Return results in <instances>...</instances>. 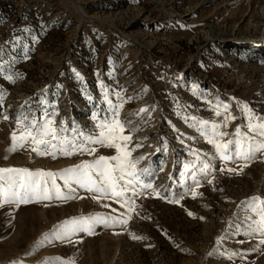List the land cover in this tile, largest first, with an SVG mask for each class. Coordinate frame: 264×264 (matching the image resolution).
<instances>
[{
	"label": "rangeland",
	"instance_id": "obj_1",
	"mask_svg": "<svg viewBox=\"0 0 264 264\" xmlns=\"http://www.w3.org/2000/svg\"><path fill=\"white\" fill-rule=\"evenodd\" d=\"M72 1L78 8L70 0H0V63L5 65L0 167L55 172L114 155V149L99 146H93V155L56 158L36 155L30 144L8 151L22 114L39 121L48 111L57 128L63 122L69 130L65 135L73 128L96 134L97 123L110 116L102 102L106 89L113 104L123 105L119 118L125 134L138 128L129 148L141 146L132 158L144 157L137 168L151 169L150 182L160 196L149 190L135 198L137 207L126 226L99 225L94 234L79 233L71 242L43 238L73 217L118 216L124 209L79 188L69 200L4 205L0 264H264L259 243L264 237L243 235L249 213L242 203L264 198V154L238 173L220 168L239 169L243 161L216 159L213 183L202 179L199 188L189 175L180 178L183 164L194 159L191 150L214 153L190 126L193 121L183 117L221 123L224 115L216 116L215 105L228 104L235 119L221 129L229 134L224 140L232 139L238 126L248 131L237 102L264 117V48L242 42L264 43V0ZM9 75L14 82L5 78ZM142 108L147 111L137 114ZM57 183L66 193L63 182ZM237 226L239 235L234 234ZM232 253L237 255L229 259Z\"/></svg>",
	"mask_w": 264,
	"mask_h": 264
},
{
	"label": "snow or ice",
	"instance_id": "obj_2",
	"mask_svg": "<svg viewBox=\"0 0 264 264\" xmlns=\"http://www.w3.org/2000/svg\"><path fill=\"white\" fill-rule=\"evenodd\" d=\"M25 31L30 30L25 29ZM27 58L28 56L25 54L24 59ZM4 66L3 63H0V74L3 73ZM73 71L75 72V69ZM75 74L77 78H81L78 72ZM5 78L14 82L10 75ZM195 88L196 86L193 85V89ZM114 95L118 101L121 100V92L117 91ZM3 98L4 90L0 89V106H2ZM88 99L91 101L92 97L89 96ZM102 102L107 104L106 112H110V116L105 115L97 123L98 132L94 135H84L83 132H78L75 128L71 130L70 136L65 135L69 130L63 122L57 128L48 111H44L43 119L39 121L36 118L29 120L23 114L16 117L17 129L11 134V145L8 151H15L30 144L31 151L36 155H50L56 158L57 155L72 156L77 153L93 155L97 151V148L93 146L115 150L114 155H99L93 160L82 161L77 165L55 172L43 169L33 171L28 168L0 167V207L4 205L19 207L21 204H27L34 200H69L75 198V193L79 188L94 193L93 199L95 200H111L124 209L118 216L95 213L65 220L57 225L51 233L45 234L43 239L49 243L52 240L71 242L72 237L79 233L92 235L99 225L105 227L126 226L137 207L135 198L144 196L149 190L156 196H160V193L150 182V178L153 176L151 169L149 167L137 168V164L144 157L135 160L132 158V152L141 146L136 144L135 148H129L132 142V132L137 131L138 128H132L125 134L126 125L119 118V110L123 105L122 103L113 104L106 89L103 91ZM237 103L247 121L248 131L242 133L238 126L232 133L233 138L229 140H224V137L229 134L221 130L226 127L228 122L235 119L229 113L230 106L228 104L217 101L215 105L216 116L224 115V121L221 123L197 120L195 117H183L186 122L189 119L193 121L190 126L194 127L212 146L214 153L191 150L190 154L194 159L183 164V170L180 173L182 181L185 175H189L196 188L201 186L202 179L207 180L208 184H212L215 179L213 174L216 171L214 167L216 159H219L222 164L229 161L233 163L243 161L244 163L239 169L234 167L225 169L223 166L220 168L221 172L226 170L229 173H238L247 167L248 162L254 160L258 153L264 154V117L255 115L248 104ZM145 111L147 109L142 108L137 114ZM55 114V112L51 113V115ZM92 118L93 120L97 119L95 112L92 114ZM4 119H8V117H4ZM128 124L130 126L131 122ZM209 176H212V179H208ZM57 179L63 182L66 193L62 191ZM192 195L193 197L197 195L195 188L192 190ZM173 202L178 203L179 201ZM242 203L246 204V208L243 210L249 213L244 219L243 235L264 237V198L253 196ZM110 206L108 203L104 204L106 208ZM112 211L116 212V209H112ZM201 219L203 218L201 217ZM234 234H240L239 226ZM132 238L141 239L142 237L133 235ZM219 243L220 238L217 239V244ZM259 243L264 244V239H261ZM211 254L209 253V255ZM234 255L237 253H232L228 258L231 259ZM62 264H72V262L63 261Z\"/></svg>",
	"mask_w": 264,
	"mask_h": 264
},
{
	"label": "bare ground",
	"instance_id": "obj_3",
	"mask_svg": "<svg viewBox=\"0 0 264 264\" xmlns=\"http://www.w3.org/2000/svg\"><path fill=\"white\" fill-rule=\"evenodd\" d=\"M243 41L242 42H248V43H250V44H252V45H254V46H256L258 49H260V48H264V43H256L255 41H253V40H251V39H242Z\"/></svg>",
	"mask_w": 264,
	"mask_h": 264
},
{
	"label": "water",
	"instance_id": "obj_4",
	"mask_svg": "<svg viewBox=\"0 0 264 264\" xmlns=\"http://www.w3.org/2000/svg\"><path fill=\"white\" fill-rule=\"evenodd\" d=\"M76 7H77V5H76V3L75 2H73L72 0H70ZM78 8V7H77Z\"/></svg>",
	"mask_w": 264,
	"mask_h": 264
}]
</instances>
